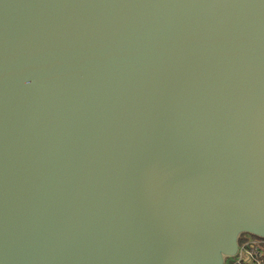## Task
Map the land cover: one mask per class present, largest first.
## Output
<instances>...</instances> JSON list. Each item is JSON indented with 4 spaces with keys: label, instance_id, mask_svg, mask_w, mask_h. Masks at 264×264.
Listing matches in <instances>:
<instances>
[{
    "label": "water",
    "instance_id": "water-1",
    "mask_svg": "<svg viewBox=\"0 0 264 264\" xmlns=\"http://www.w3.org/2000/svg\"><path fill=\"white\" fill-rule=\"evenodd\" d=\"M264 240V0H0V264H227Z\"/></svg>",
    "mask_w": 264,
    "mask_h": 264
},
{
    "label": "built area",
    "instance_id": "built-area-1",
    "mask_svg": "<svg viewBox=\"0 0 264 264\" xmlns=\"http://www.w3.org/2000/svg\"><path fill=\"white\" fill-rule=\"evenodd\" d=\"M227 264H264V242L259 239L247 241L241 246L240 253Z\"/></svg>",
    "mask_w": 264,
    "mask_h": 264
},
{
    "label": "trees",
    "instance_id": "trees-1",
    "mask_svg": "<svg viewBox=\"0 0 264 264\" xmlns=\"http://www.w3.org/2000/svg\"><path fill=\"white\" fill-rule=\"evenodd\" d=\"M250 239H257V238H255L254 236L244 235V236H242L241 239H240V243H241V245H242L244 242H246V241H248V240H250ZM259 240H261V239H259ZM261 241L264 242V240H261Z\"/></svg>",
    "mask_w": 264,
    "mask_h": 264
},
{
    "label": "crops",
    "instance_id": "crops-1",
    "mask_svg": "<svg viewBox=\"0 0 264 264\" xmlns=\"http://www.w3.org/2000/svg\"><path fill=\"white\" fill-rule=\"evenodd\" d=\"M248 241H252V239H250V240H248ZM247 243V241L246 242H244L243 244H242V246L244 245V244H246Z\"/></svg>",
    "mask_w": 264,
    "mask_h": 264
}]
</instances>
